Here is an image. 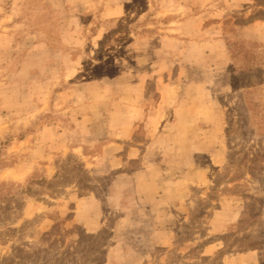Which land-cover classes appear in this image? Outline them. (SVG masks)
Returning <instances> with one entry per match:
<instances>
[{"label":"rangeland","instance_id":"374dc122","mask_svg":"<svg viewBox=\"0 0 264 264\" xmlns=\"http://www.w3.org/2000/svg\"><path fill=\"white\" fill-rule=\"evenodd\" d=\"M0 264H264V0H0Z\"/></svg>","mask_w":264,"mask_h":264}]
</instances>
